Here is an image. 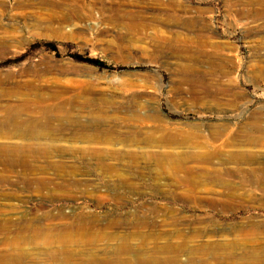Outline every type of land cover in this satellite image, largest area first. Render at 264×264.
<instances>
[{"label":"rangeland","instance_id":"374dc122","mask_svg":"<svg viewBox=\"0 0 264 264\" xmlns=\"http://www.w3.org/2000/svg\"><path fill=\"white\" fill-rule=\"evenodd\" d=\"M0 85V264H264V0H0Z\"/></svg>","mask_w":264,"mask_h":264},{"label":"bare ground","instance_id":"6f19581e","mask_svg":"<svg viewBox=\"0 0 264 264\" xmlns=\"http://www.w3.org/2000/svg\"><path fill=\"white\" fill-rule=\"evenodd\" d=\"M0 87H1V85H0ZM4 91H5V89H4ZM17 91V90H16ZM11 92V91H10ZM9 93V92H8ZM10 94V93H9ZM12 94V93H11ZM10 94V95H11ZM14 94H16L15 92H14ZM6 95V94H5ZM17 95V94H16ZM3 96V95H2ZM17 106V105H16ZM10 108H12V109H10V110H8V109H5L4 110V114L2 115V116H0V135H2V134H12V135H16V134H27V135H35L34 136V138L35 139H38V138H41V137H46L47 138V133L48 132H46V129H45V127H47V125H48V119L49 118H47V116L48 115H50V113L53 111H51V110H44L43 111V113L42 112H38L42 117L41 118H38V119H33L32 121L35 123L34 125H32L31 127H29L28 129H26L25 128V121H23V120H21L22 119V112L23 111H30V109H29V107H27V106H20V107H15L16 109H13L14 107H11L10 106ZM41 108V107H40ZM55 109V108H54ZM62 110V109H61ZM36 113V112H35ZM58 113V112H57ZM28 114V113H27ZM25 115V114H24ZM81 126V125H80ZM85 126V125H84ZM97 126V125H96ZM50 128H51V126H50ZM86 129V128H85ZM53 130H55V129H53ZM92 130V129H91ZM50 131H52V128L50 129ZM243 131V130H242ZM59 132V131H58ZM57 132V133H58ZM98 132V131H97ZM102 132V131H101ZM50 133V132H49ZM53 133V132H52ZM60 133V132H59ZM79 133V132H78ZM78 133H76L77 135H78ZM46 134V135H45ZM88 134V133H87ZM98 134V133H97ZM109 134V133H108ZM112 134H113V132H112ZM111 134V135H112ZM166 134V133H165ZM214 134V133H213ZM53 136L55 135V133L54 134H52ZM106 135V134H105ZM138 135V134H137ZM222 135V134H221ZM224 135V134H223ZM222 135V136H223ZM50 136H51V134H50ZM108 136V135H107ZM168 136V135H167ZM173 136V135H172ZM211 136H212V134H211ZM214 136H215V134H214ZM217 136V135H216ZM89 136H86V137H84V138H88ZM110 137V136H109ZM174 137V136H173ZM217 137H220V134L217 136ZM176 138V137H175ZM180 138V137H179ZM183 138H186V136H184ZM188 138V137H187ZM89 139H91V137L89 138ZM132 139V138H131ZM131 139H129L130 141H131ZM138 139V138H137ZM141 140H142V138H140ZM171 139V138H170ZM147 140H153L152 138H148ZM162 140V139H161ZM168 140V139H167ZM173 140V139H172ZM183 140V139H182ZM188 140H190V139H188ZM197 140V139H196ZM177 141V140H176ZM180 142H181V140H179ZM178 141V142H179ZM193 141V140H192ZM232 141V140H231ZM230 141V142H231ZM259 141V138H255V137H251V138H249L248 139V143H250V144H255L256 142H258ZM35 142V141H34ZM41 142V141H40ZM126 142H128L127 140H126ZM134 142V141H133ZM139 142H140V140H139ZM142 142V141H141ZM169 142V141H168ZM167 142V143H168ZM183 142H185V141H183ZM191 142V141H190ZM195 142V141H194ZM234 142H235V139H234ZM131 143V145H132V141L130 142ZM163 143H166V142H163ZM198 143H200V142H198ZM42 144V143H41ZM47 145H49V144H47ZM45 146V147H47L48 148V146ZM125 145H127V144H125ZM134 145V144H133ZM27 146H30V145H27ZM50 146V145H49ZM130 146V145H129ZM34 147V146H33ZM128 147V146H127ZM26 148H28V147H22V146H9V147H7V145H6V147L5 146H0V164H7V165H5V167H10V166H12L11 164H16V163H19V166L20 165H25L28 161H27V157H30L29 156V154H28V151L29 150H32V149H26ZM35 148H36V146L33 148V150H35ZM39 148V147H38ZM43 148V147H42ZM51 148V150L53 151L54 149H52V146L50 147ZM45 149V148H44ZM48 150V149H47ZM50 150V151H51ZM55 151V150H54ZM84 151V150H83ZM93 151V150H92ZM95 151V150H94ZM36 152V151H35ZM46 152V154H48L49 155V153L47 152V151H45ZM30 153V152H29ZM38 153H41L40 151L38 152ZM44 153V152H43ZM56 153V152H55ZM86 153V152H85ZM100 153H102V152H100ZM31 154H32V152H31ZM95 154V153H94ZM219 154V153H218ZM35 155V154H34ZM33 155V156H34ZM40 155V154H39ZM127 155V154H126ZM37 157H38V155H36ZM41 156V155H40ZM103 156V155H102ZM130 156V155H129ZM135 156V155H134ZM94 157V156H93ZM105 157V156H104ZM127 157V156H126ZM33 158V157H32ZM130 158V157H129ZM132 158H133V155H132ZM140 158V157H139ZM230 158V157H229ZM228 157H227V159H229ZM236 161L237 160H242V162H243V160L245 159V155H243V154H238V155H236ZM35 159H36V157H35ZM159 160H160V158H158ZM32 160H34V159H32ZM31 160V161H32ZM135 160V159H134ZM133 160V161H134ZM230 160V159H229ZM246 160V159H245ZM136 161V160H135ZM164 161V160H163ZM233 161H234V159H233ZM235 161V162H236ZM165 162V161H164ZM185 162L186 161H184L183 160V158H181V157H178V158H172L169 162H168V164L169 165H172L173 166V169H175V171H177V172H179V171H184L185 170V168H186V166H185ZM203 162V161H202ZM229 162V161H228ZM231 162H232V160H231ZM28 164V163H27ZM134 164V163H133ZM138 164V163H137ZM166 164V163H165ZM241 164H243V163H241ZM31 165V164H30ZM35 166V165H34ZM34 166H32V168L34 167ZM16 167V166H15ZM18 167V166H17ZM37 167V166H36ZM11 168V167H10ZM27 168V167H26ZM29 168H30V166H29ZM35 168V167H34ZM117 168V167H116ZM115 168V169H116ZM170 168V167H169ZM18 169V168H17ZM23 169V168H22ZM113 170V168H110V170ZM163 169V168H162ZM263 169V168H262ZM7 170V169H6ZM12 170V169H11ZM29 170V169H28ZM32 170H34V169H32ZM35 170H36V168H35ZM34 170V171H35ZM105 170H107V169H105ZM109 170V171H110ZM30 171V170H29ZM189 171V170H188ZM111 172H114L115 173V171H111ZM187 173V172H186ZM189 173V172H188ZM187 173V174H188ZM249 174V173H248ZM116 175V174H115ZM120 175V174H119ZM122 177V176H121ZM192 177H194V176H192ZM198 177V176H197ZM2 178H4L3 176H2ZM1 178V179H2ZM190 178V177H189ZM188 180V179H187ZM35 181V180H34ZM39 181V180H38ZM49 181V180H48ZM44 183V181H42L41 180V182L40 183ZM36 183V182H35ZM50 182H48L47 184H49ZM38 184V183H37ZM40 185V184H39ZM38 185V186H39ZM45 185V184H44ZM37 186V187H38ZM37 187H36V189H37ZM46 187V186H45ZM39 189V188H38ZM232 194V193H231ZM232 200V199H231ZM32 226V225H31ZM30 226L29 225H24V227H23V229L24 228H28V229H26V230H24L25 232L26 231H29V232H26V233H30V232H32V231H30V228H29ZM33 228L35 227V226H32ZM37 228V227H36ZM35 228V229H36ZM22 229V230H23ZM34 229V230H35ZM23 233V232H22ZM34 233V232H33ZM35 233H37V232H35ZM37 234H39V233H37ZM27 235V234H26ZM31 235V234H30ZM33 235V234H32ZM17 236H20L18 233H17ZM35 236V235H34ZM37 236H39V235H37ZM16 237V236H15ZM33 237V236H32ZM18 241H19V239H18ZM17 240L15 241L14 240V244H16V242H18Z\"/></svg>","mask_w":264,"mask_h":264}]
</instances>
